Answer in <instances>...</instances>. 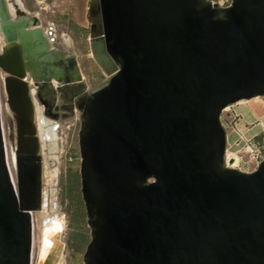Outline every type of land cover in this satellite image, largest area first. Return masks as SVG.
<instances>
[{"label": "water", "instance_id": "95a60500", "mask_svg": "<svg viewBox=\"0 0 264 264\" xmlns=\"http://www.w3.org/2000/svg\"><path fill=\"white\" fill-rule=\"evenodd\" d=\"M13 3L14 15L0 0L16 172L0 101V264H32L44 200L35 102L49 113L58 101L80 117L84 264H264V159L251 172L227 165L221 119L264 98V0H90L91 54L107 77L91 89ZM62 231L53 219L37 264H59Z\"/></svg>", "mask_w": 264, "mask_h": 264}, {"label": "rangeland", "instance_id": "374dc122", "mask_svg": "<svg viewBox=\"0 0 264 264\" xmlns=\"http://www.w3.org/2000/svg\"><path fill=\"white\" fill-rule=\"evenodd\" d=\"M9 1V0H8ZM220 7L230 5L231 0H211ZM25 12L36 18L47 35L53 29L51 44L53 47L70 53L78 61L84 82L94 88L107 77L95 62L90 48L89 2L90 0H18ZM10 10L13 7L9 5ZM1 37V34H0ZM0 101L4 135L8 151V164L12 177L16 181L13 154L8 140V117L6 110V95L0 73ZM230 109H225L222 122L229 136L228 153L246 155L249 160L257 150L250 143L264 144V98L237 103ZM237 115V116H235ZM48 118V117H47ZM53 121L52 119H49ZM36 121L39 126L38 116ZM80 117L74 116L60 120L57 129L55 152L42 145L43 155V190L48 196L47 213L57 215L64 222L62 241L66 244L59 264H84V253L91 239V230L87 223V214L81 193V154L79 146ZM263 135L258 140L257 137ZM255 164L251 163L248 170L252 171ZM71 179L76 180L75 192L80 196L82 207L69 206L65 199ZM80 216L75 218L76 210ZM33 214L34 250L32 264H37L42 229V212Z\"/></svg>", "mask_w": 264, "mask_h": 264}, {"label": "bare ground", "instance_id": "6f19581e", "mask_svg": "<svg viewBox=\"0 0 264 264\" xmlns=\"http://www.w3.org/2000/svg\"><path fill=\"white\" fill-rule=\"evenodd\" d=\"M9 4L10 3L8 2V7H9ZM15 4L17 6H19L20 9L24 10L22 8L21 4L18 2V0H16ZM9 10H10V8H9ZM14 11H15V8L13 6V10H10V12L14 15L15 14ZM35 104H36V106H38L37 102H35ZM36 114L38 116V121H39L38 128H39V136H40V140H41L42 145L44 147H48L51 152L56 151L57 150V147H56L57 130L55 129L54 124L51 123V121L48 120L44 116V114L42 113V110L39 107L36 108ZM12 154H13V161H15L14 152H12ZM231 159H233V161L237 162V160L236 159L234 160L233 157ZM47 200H48V196L44 192V200H43V209H44V211L42 212V218H41L42 229H41V234H40V248H39V251H38V257L40 255L41 244H42L43 238L46 237L45 231H47V229L52 225V220L55 219L57 221H60V223L62 224V227L64 229V222L61 219H58L57 215L55 213H53V214L47 213ZM47 219H50V221L46 222V224H45V221ZM52 235L54 236V233ZM44 255L45 254H42V257ZM38 257H37V260H38Z\"/></svg>", "mask_w": 264, "mask_h": 264}, {"label": "built area", "instance_id": "2783aa9c", "mask_svg": "<svg viewBox=\"0 0 264 264\" xmlns=\"http://www.w3.org/2000/svg\"><path fill=\"white\" fill-rule=\"evenodd\" d=\"M228 109H230V108H228ZM225 112H226V110L223 112V114ZM235 116H237V115H235ZM252 146L255 147L257 150V153L255 155H251V157H249V160H246L245 154L237 155L238 161L237 162L234 161L232 164H230L232 154L228 153V149H227V152H226V163H227V165H229L230 167L240 169L242 171L251 172L248 169H249L251 163H253V164H255V167L252 169V171L255 170L257 168V166L260 164V162L264 159V144L258 145V144L253 143V142L250 143L248 148H250L251 151H253V149L251 148Z\"/></svg>", "mask_w": 264, "mask_h": 264}, {"label": "flooded vegetation", "instance_id": "af4514ba", "mask_svg": "<svg viewBox=\"0 0 264 264\" xmlns=\"http://www.w3.org/2000/svg\"><path fill=\"white\" fill-rule=\"evenodd\" d=\"M16 2V0H13ZM12 0H9L8 2L10 3L9 5H11L12 7L14 6V3H13ZM15 12V11H14ZM52 32H53V29L51 28V31L49 32V35L48 38L51 42V39L50 37L52 36ZM60 50V49H59ZM63 51V50H62ZM66 52V51H65ZM70 54V53H69ZM89 88V87H88ZM90 89V88H89ZM39 107L41 110H42V113L44 114V116L49 119H52L53 121H51V123L54 124V127L55 129L57 130L59 127H60V120L62 119H66V118H70L72 116H74V114H76L77 112H75L74 114L70 113V106L69 105H66V104H62L61 102H57L56 103V106L49 112V113H46L45 110H44V107L42 105H38L36 106V108ZM47 118V119H48ZM39 122V121H38ZM57 126V127H56ZM49 149V148H48ZM55 152V151H54ZM36 213V212H35ZM66 246V244H65Z\"/></svg>", "mask_w": 264, "mask_h": 264}, {"label": "trees", "instance_id": "16d2710c", "mask_svg": "<svg viewBox=\"0 0 264 264\" xmlns=\"http://www.w3.org/2000/svg\"><path fill=\"white\" fill-rule=\"evenodd\" d=\"M263 138V135H260L257 137L258 140L262 139ZM76 180L75 179H71L70 182H69V187L67 189V195L65 197V199L69 200V206H78V207H82V201L80 199V196L75 192L76 190ZM78 209L76 210V213H75V218L74 219H77L78 216H80L78 214Z\"/></svg>", "mask_w": 264, "mask_h": 264}, {"label": "crops", "instance_id": "0c3cea01", "mask_svg": "<svg viewBox=\"0 0 264 264\" xmlns=\"http://www.w3.org/2000/svg\"><path fill=\"white\" fill-rule=\"evenodd\" d=\"M229 148H230V142H229V136H227V149H229ZM231 157H233L234 159H236L238 161V156L236 154L231 156Z\"/></svg>", "mask_w": 264, "mask_h": 264}]
</instances>
